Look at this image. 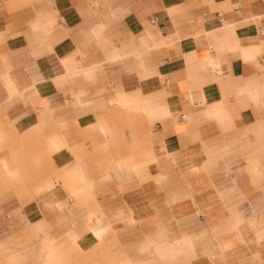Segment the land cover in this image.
<instances>
[{"label":"crops","instance_id":"crops-1","mask_svg":"<svg viewBox=\"0 0 264 264\" xmlns=\"http://www.w3.org/2000/svg\"><path fill=\"white\" fill-rule=\"evenodd\" d=\"M11 221L42 264H264V0H0Z\"/></svg>","mask_w":264,"mask_h":264},{"label":"rangeland","instance_id":"rangeland-1","mask_svg":"<svg viewBox=\"0 0 264 264\" xmlns=\"http://www.w3.org/2000/svg\"><path fill=\"white\" fill-rule=\"evenodd\" d=\"M10 156L15 157V154H11ZM7 171H10L11 174H7ZM5 173L10 178L15 177V171L6 170ZM12 219L15 220V217H12ZM35 229L37 231H42V228L38 226H35ZM0 239H2V241H0V264H42L41 255L50 248L45 237L40 239L37 247L36 242L34 243L32 240H19L16 238L15 233L12 231V221L9 224L8 231L5 230ZM55 248L56 256L50 264H88L90 262L89 256H80L78 254L73 256L74 250H67L62 253L56 246ZM171 256L172 253L170 252L167 256L165 255L164 258L170 261ZM8 261H12V263H8ZM187 261L188 260L185 259V261L180 264H190Z\"/></svg>","mask_w":264,"mask_h":264},{"label":"bare ground","instance_id":"bare-ground-1","mask_svg":"<svg viewBox=\"0 0 264 264\" xmlns=\"http://www.w3.org/2000/svg\"><path fill=\"white\" fill-rule=\"evenodd\" d=\"M54 252H56V250H54ZM10 262V261H9Z\"/></svg>","mask_w":264,"mask_h":264},{"label":"built area","instance_id":"built-area-1","mask_svg":"<svg viewBox=\"0 0 264 264\" xmlns=\"http://www.w3.org/2000/svg\"><path fill=\"white\" fill-rule=\"evenodd\" d=\"M183 117V116H182Z\"/></svg>","mask_w":264,"mask_h":264}]
</instances>
